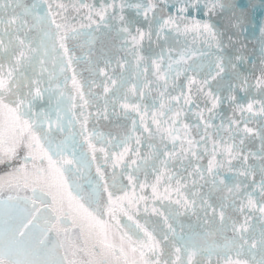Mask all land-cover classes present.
<instances>
[{
  "label": "snow or ice",
  "instance_id": "snow-or-ice-1",
  "mask_svg": "<svg viewBox=\"0 0 264 264\" xmlns=\"http://www.w3.org/2000/svg\"><path fill=\"white\" fill-rule=\"evenodd\" d=\"M258 7L0 0V264H264Z\"/></svg>",
  "mask_w": 264,
  "mask_h": 264
},
{
  "label": "water",
  "instance_id": "water-1",
  "mask_svg": "<svg viewBox=\"0 0 264 264\" xmlns=\"http://www.w3.org/2000/svg\"><path fill=\"white\" fill-rule=\"evenodd\" d=\"M27 2H31V0H27ZM64 2H69V0H64ZM72 3H76L77 0H71ZM85 3H88V4H95L97 7H99L100 5L104 4L106 2V0H84ZM107 2H110V0H107ZM239 2L241 4H247L249 2H252V3H257L259 4L260 3V0H239ZM73 15H77L76 13H73ZM85 21L80 19L79 15H77V19H76V22H75V26L79 27V25L81 23H84ZM264 23V9H260L259 7L257 9H255V11L253 12H250L249 13V18H248V21L246 22L247 24V32L245 33L246 35H249V34H252V33H255L257 39H250L248 41V54L251 55L252 53V49L257 47V42H258V37H259V28L261 26V24ZM252 25H255V27H252ZM183 41L181 40V43ZM189 47L192 46V43H191V38H189ZM195 46L196 47H199L200 46V41L197 39V41L195 42ZM77 55H79V53H77ZM245 67H247V65H245ZM77 71L82 73V76H79L78 78L79 79H89L90 77V73L89 71L87 70L86 66L85 65H79L77 66ZM71 70L69 69L68 71V75L71 76ZM255 75H259V72L257 71L255 73ZM99 82V81H98ZM67 87L70 89L72 88V84H71V80L68 79L67 81ZM92 91L94 93H99V89L93 87L92 88ZM73 95H75V92L73 91L72 93ZM227 94V93H225ZM238 97L241 96L242 94L241 93H238L237 94ZM247 99H250L247 98ZM44 103L45 107H47V102H42ZM96 105H93L91 108L88 109V111L92 112L93 115L96 114ZM117 111H119V108H117ZM195 111V110H193ZM222 115H225L226 117H231L233 115V109H231L227 104L224 105V111L221 113ZM236 115H239V112L238 110L236 111ZM195 120V116H190L188 119L185 120L186 123H192V121ZM127 121L125 120H100L97 124H96V127L101 131V132H104L105 134L107 133H112L113 136H115L116 134L118 133H122L123 132V128H122V125L126 124ZM91 126V125H90ZM251 126V125H250ZM130 125H129V130H130ZM259 147V144H258V141L251 146V150L252 151H255L257 150V148ZM141 152L142 154L147 157L148 155V151L145 149V148H141ZM202 163H206L207 161L206 160H202L201 161ZM233 163H236V161H233ZM149 169L151 168V160L149 158ZM177 167H179V165H177ZM8 171L7 169H5L3 167V165H0V175H4L5 172ZM110 171V169H109ZM257 179H259V177H257ZM146 191H148L150 193V189H147ZM203 191H207V189H203ZM172 198L175 199V193L172 194ZM149 206L151 207L152 204H151V201L149 202ZM156 206H159V204H157ZM161 211H163V209H161ZM258 215V214H257ZM153 219H155V217H153ZM187 223H195V218H192V220H189V221H186ZM253 222L255 223L256 220L255 218H253ZM257 227H259V224H257Z\"/></svg>",
  "mask_w": 264,
  "mask_h": 264
}]
</instances>
